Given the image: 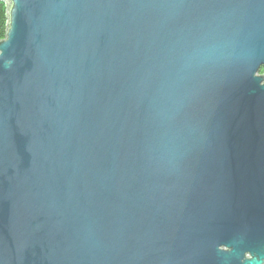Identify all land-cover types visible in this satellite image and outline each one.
<instances>
[{"label": "water", "instance_id": "95a60500", "mask_svg": "<svg viewBox=\"0 0 264 264\" xmlns=\"http://www.w3.org/2000/svg\"><path fill=\"white\" fill-rule=\"evenodd\" d=\"M0 1V264H264V0Z\"/></svg>", "mask_w": 264, "mask_h": 264}, {"label": "trees", "instance_id": "16d2710c", "mask_svg": "<svg viewBox=\"0 0 264 264\" xmlns=\"http://www.w3.org/2000/svg\"><path fill=\"white\" fill-rule=\"evenodd\" d=\"M8 6L6 2L0 1V40L5 38L8 28ZM261 73L264 74V66L261 68Z\"/></svg>", "mask_w": 264, "mask_h": 264}]
</instances>
